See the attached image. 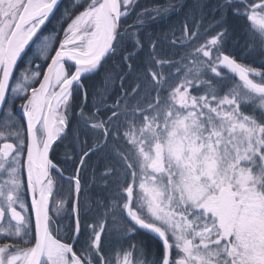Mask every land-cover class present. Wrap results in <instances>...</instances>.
I'll use <instances>...</instances> for the list:
<instances>
[{
	"label": "snow or ice",
	"instance_id": "snow-or-ice-1",
	"mask_svg": "<svg viewBox=\"0 0 264 264\" xmlns=\"http://www.w3.org/2000/svg\"><path fill=\"white\" fill-rule=\"evenodd\" d=\"M137 5L0 0V264H264V0Z\"/></svg>",
	"mask_w": 264,
	"mask_h": 264
},
{
	"label": "trees",
	"instance_id": "trees-1",
	"mask_svg": "<svg viewBox=\"0 0 264 264\" xmlns=\"http://www.w3.org/2000/svg\"><path fill=\"white\" fill-rule=\"evenodd\" d=\"M70 2H71V0H62L60 3V12H62L64 10V8L69 5ZM170 2L176 3V4L183 2L185 5L184 11H187L188 6H190L192 4V0H138V5L136 8V11L138 12L142 8H153L157 5H167ZM184 11L177 10L174 14H171L170 16L165 18L164 20H162V21L158 20L156 23L150 25V27L143 29L141 35L146 37V35L149 33H153V32L160 33L164 30H167L170 27H175V28L179 29L182 22H183ZM60 12L57 13V17H59ZM133 19H134V14H133V17H130L127 20V23L131 24L133 22ZM53 24H55V20H53L52 22H50L46 26H44V31H43L42 35L50 34L52 31ZM241 24H242V22H241ZM170 38L171 37H169V39ZM243 44H244L243 28H241V32H240V36H239V46L242 48ZM228 47L229 48L233 47V42L230 41ZM146 51H147V47H145V49L143 51H140L139 55L141 57L144 56ZM25 59H27V58H25ZM118 59H119L118 56L115 58H110L107 61L105 66L107 67L108 65H111L114 60H118ZM243 62L252 63L251 60H245ZM23 64L24 63L20 64V68L23 66ZM253 66L259 67L258 59H257V62L255 64H253ZM94 82L96 84H98L99 83V77L94 78ZM89 103H91V101H89ZM78 107H79V102L78 103L75 102V108L77 110H78ZM65 152H66V149L63 146V144H59L56 146L55 150L51 153V158L54 160V162L59 161L61 166H64L63 162L65 160ZM95 160H96V158L93 157L92 161L90 163H94ZM73 172H74V169H73L72 165L71 164L67 165L65 174L71 175V174H73ZM90 180H91V168H88L82 173V183L89 184ZM65 185H67V184L64 183V188H65ZM98 192H99V189H97L93 186V187L89 188V191L87 193H85V195H90L93 197V199H95L96 194ZM83 223H85V224L91 223V221L89 220V221H85ZM53 233H54V235H57L58 238H63V233H62V236L59 233H57L56 231H53ZM83 239H84V236L82 235L81 241H83ZM65 241L70 242L71 240H65ZM124 246L126 247L127 245L125 244ZM116 247H119V245H116ZM75 250L79 254V251H80V245L79 244H77Z\"/></svg>",
	"mask_w": 264,
	"mask_h": 264
},
{
	"label": "rangeland",
	"instance_id": "rangeland-1",
	"mask_svg": "<svg viewBox=\"0 0 264 264\" xmlns=\"http://www.w3.org/2000/svg\"><path fill=\"white\" fill-rule=\"evenodd\" d=\"M49 35V34H48ZM33 47H35V46H33ZM26 66V64H23V66L21 67V68H24ZM34 66V65H33ZM46 66V65H45ZM176 82H179L178 81V79L176 80ZM194 95L196 94V93H193ZM79 102V100H77L76 101V103H78ZM74 107H75V104H74ZM245 111L247 112L248 110L247 109H245ZM69 174H65V176H68ZM67 189H68V185H65V188H64V190L62 191V192H60V191H58L57 193H56V195H55V199L56 200H61V199H66V198H68V192H67ZM74 198V197H73ZM69 207H71V205H70V203H69V205H68V209L70 210V208ZM66 223V218L64 219V220H59V221H57V223H53V225H52V230L53 231H56L57 232V226H58V224L59 225H63V224H65ZM62 233H63V236H64V232L63 231H61V232H59V234L62 236ZM54 234V233H53ZM4 242H7L6 240L4 241V238L3 237H0V243H4ZM65 242H67V241H65ZM71 242V241H70ZM69 242V243H70Z\"/></svg>",
	"mask_w": 264,
	"mask_h": 264
},
{
	"label": "flooded vegetation",
	"instance_id": "flooded-vegetation-1",
	"mask_svg": "<svg viewBox=\"0 0 264 264\" xmlns=\"http://www.w3.org/2000/svg\"><path fill=\"white\" fill-rule=\"evenodd\" d=\"M25 64V63H24ZM19 70V69H18ZM17 70V71H18ZM22 103V101H20V100H17L16 101V113H17V116H20V115H22V113H21V110H20V108H19V105ZM6 110V109H5ZM3 115H4V111H1V113H0V118H2L3 117ZM24 176H25V180H26V172L24 173ZM26 205H28L29 207H30V193H27L26 194ZM4 241H5V239H4Z\"/></svg>",
	"mask_w": 264,
	"mask_h": 264
},
{
	"label": "water",
	"instance_id": "water-1",
	"mask_svg": "<svg viewBox=\"0 0 264 264\" xmlns=\"http://www.w3.org/2000/svg\"><path fill=\"white\" fill-rule=\"evenodd\" d=\"M61 1H62V0H60V3H61ZM0 113H1V111H0ZM31 198H32V197H31V193H30V205H31Z\"/></svg>",
	"mask_w": 264,
	"mask_h": 264
}]
</instances>
